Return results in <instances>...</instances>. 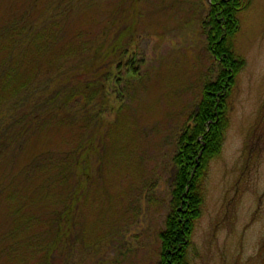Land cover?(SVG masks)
Returning <instances> with one entry per match:
<instances>
[{
	"label": "rangeland",
	"instance_id": "obj_1",
	"mask_svg": "<svg viewBox=\"0 0 264 264\" xmlns=\"http://www.w3.org/2000/svg\"><path fill=\"white\" fill-rule=\"evenodd\" d=\"M209 1L0 0V65L8 52V34L2 27L22 14L34 19L48 4L62 10L71 2L75 8L66 32H82L86 39L73 58L71 53H54L41 70L57 62V75L70 73L64 79L82 85L95 82L99 73L95 67L91 73L75 68L86 64L81 54L94 45L95 37L103 33L104 39L107 35L112 39L118 29L126 45L120 64L103 62L105 90L90 82L85 88L90 90L89 105L66 106L73 124L46 123L37 128L16 160L22 166L39 155L41 161L43 157L59 161L91 134L96 114L103 116L99 133L103 143L98 149L93 146L89 160L96 181L79 201L69 233L57 241L43 227L49 211L65 207L64 190L52 184L59 180L51 176L55 168L47 166L43 174L25 181L19 178L7 191L18 164L0 168V264L159 263V233L170 210L176 173L172 158L182 131L192 126L204 83L217 73L218 62L207 49L203 26ZM115 15L116 28L111 32L107 27ZM239 24L233 48L245 66L228 98L229 125L222 150L211 161L204 181L190 264H264V0H251L239 14ZM34 33L39 39L49 34ZM65 47L69 48L59 45L60 50ZM36 81L32 93L41 101L48 100L51 91L61 97L55 93L67 87L59 83L53 87L49 76ZM80 122L85 130L77 129ZM255 122L260 124L256 131ZM52 244L57 245L48 253Z\"/></svg>",
	"mask_w": 264,
	"mask_h": 264
},
{
	"label": "trees",
	"instance_id": "obj_2",
	"mask_svg": "<svg viewBox=\"0 0 264 264\" xmlns=\"http://www.w3.org/2000/svg\"><path fill=\"white\" fill-rule=\"evenodd\" d=\"M250 2L251 0L209 1L203 26L207 49L214 61L218 62L217 73L213 81L204 83L201 100L192 116V126L188 125L182 131L176 153L172 158L176 173L170 189V210L165 217L164 228L159 233L160 260L158 264H190L189 251L192 245L193 229L202 215L204 181L211 161L222 150L225 131L229 125L228 98L238 74L245 66V60L234 51L233 39L240 28L239 14L250 5ZM74 8L71 2L67 3L62 10L52 8L48 4L40 15L34 16V19L22 14L20 19L12 18L10 23L2 27L4 34H8L6 48L9 53L6 51L7 55L2 61L4 64L0 65V168L2 166L11 168L18 164L16 160L22 152V145L27 143L37 128L44 127L46 123L59 122L69 126L73 124L71 114L69 115L65 110L66 106L74 108L75 105L76 107L80 105L85 109L90 103L88 93L90 90L85 88L91 84L92 87L99 85L98 90L101 92L105 90L103 74L100 72L103 70L105 59H111V62L116 65L123 60L126 45L120 38L122 32L116 29L112 39H109L110 35L104 39L103 33L98 34L94 45L87 49L85 55L81 54L82 58H86V64L80 62L75 66L78 72L80 67L90 73V70L95 67L96 73L99 72L95 82L90 81L92 83L82 85L74 82L72 78L64 79V75L70 73L57 75L58 69L54 66L57 62L52 64L53 66L50 65L52 67H48L49 70H41L47 65L44 61L51 58L54 53L55 56L57 53L65 52V55L71 53L70 58H73L74 50L78 51L76 47L85 43L86 36L82 32L67 33L65 29L71 21L70 12ZM116 15L111 18L110 27H107L111 32H114L116 28ZM38 30L49 34L39 39V36L34 33ZM107 42L110 45L105 47ZM12 43L15 44L8 46ZM24 43V47L20 48ZM60 44L69 48L60 50ZM16 60H20L19 65ZM107 64H110V61ZM44 72H46L45 76ZM48 76L53 87L56 83L67 86L55 93L62 94L61 97H54L51 91L49 103L48 100L36 99L37 96L32 93L36 80ZM82 76L84 75L81 74ZM96 117L98 121L92 126L91 134L83 140V143L81 140L75 146L71 155H65L54 163L49 159L44 161V157L41 161L40 155L33 157L24 166L18 164L15 180L6 185L7 191L19 178L25 181V178L33 177L38 173L43 174L47 166L55 168L56 174L51 176L59 177V180L52 184L64 190L61 204L65 207L61 210L49 211L43 227L49 233L52 232L57 241L72 230L79 201L87 193L88 187L96 181V177L91 175L89 160L91 152L95 150L93 146L95 145L98 149L103 143V137H101L103 133L99 134L103 131V116L98 112ZM88 120H91V117H88ZM254 125L256 131L260 124L255 122ZM82 127H84L83 123L80 122L77 129L85 130ZM99 171H102V166L99 167ZM56 245L52 244L47 252L53 250V246Z\"/></svg>",
	"mask_w": 264,
	"mask_h": 264
}]
</instances>
